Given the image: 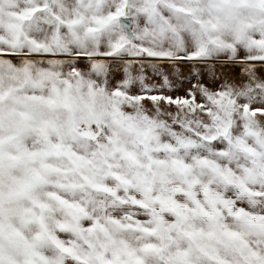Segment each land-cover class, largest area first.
Listing matches in <instances>:
<instances>
[{
  "label": "snow or ice",
  "instance_id": "1",
  "mask_svg": "<svg viewBox=\"0 0 264 264\" xmlns=\"http://www.w3.org/2000/svg\"><path fill=\"white\" fill-rule=\"evenodd\" d=\"M0 264H264V0H0Z\"/></svg>",
  "mask_w": 264,
  "mask_h": 264
},
{
  "label": "rangeland",
  "instance_id": "2",
  "mask_svg": "<svg viewBox=\"0 0 264 264\" xmlns=\"http://www.w3.org/2000/svg\"><path fill=\"white\" fill-rule=\"evenodd\" d=\"M184 71H185V74L187 75L188 69H184ZM225 76L229 80L230 83H239L243 79V76L238 67L226 69ZM204 78L207 79V73L204 74ZM187 87L188 85L185 84L183 87L179 89L178 93H174V94L184 95V92Z\"/></svg>",
  "mask_w": 264,
  "mask_h": 264
}]
</instances>
